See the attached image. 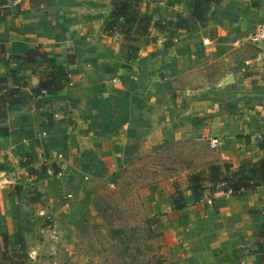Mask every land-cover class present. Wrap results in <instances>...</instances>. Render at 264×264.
I'll list each match as a JSON object with an SVG mask.
<instances>
[{
  "label": "crops",
  "instance_id": "obj_1",
  "mask_svg": "<svg viewBox=\"0 0 264 264\" xmlns=\"http://www.w3.org/2000/svg\"><path fill=\"white\" fill-rule=\"evenodd\" d=\"M109 10V0L0 4V75L11 70L26 82L20 86L25 94L16 95L0 124V253L2 237L8 251L14 248V234L22 236L26 254L42 252L50 235L68 241L96 179L114 181L126 161L167 143L215 141L228 164L233 154L237 163L264 157V147L258 148L264 135V65L255 64L241 80L235 75L264 56V40L247 41L264 19V0H222L194 31L150 27L131 63L119 40L101 32ZM140 10L159 24L188 14L184 0H155ZM246 45L255 48L254 59L230 60L225 76L210 85L195 83L193 76ZM34 47L68 73L66 88L30 94L48 67L40 66V59L23 65L10 57ZM140 194L146 215L162 221L163 214L173 215L170 233L181 244L174 264H257L252 251L261 230L263 188L240 196L205 191L203 199H211L215 211L207 207L199 213L185 190L184 210L171 211L167 181Z\"/></svg>",
  "mask_w": 264,
  "mask_h": 264
},
{
  "label": "rangeland",
  "instance_id": "obj_2",
  "mask_svg": "<svg viewBox=\"0 0 264 264\" xmlns=\"http://www.w3.org/2000/svg\"><path fill=\"white\" fill-rule=\"evenodd\" d=\"M255 55V48L246 45L228 60L217 62L203 72L198 73L196 77L193 76V80L195 83L207 82L210 85L212 80H217L231 72L228 61L252 60ZM255 64L261 65L262 63L254 62V65L248 67L247 71L237 72L235 75L241 80L245 74L256 68ZM40 66L47 67L48 65L42 61ZM21 80L19 78L16 83L19 86L17 91L20 95L21 93L24 95L26 91H22L20 86L22 87L26 82ZM7 82V87H10V81ZM44 109L43 106L42 112L45 111ZM221 109L225 112L227 107L223 105ZM210 141H177L180 143L170 146L169 150L163 149L161 153L156 155H152V153L133 157L130 159V165L127 166L126 172L122 173L121 171L118 178L112 182L96 179L88 208L79 226L73 230L71 238L68 241L65 238H60V241L54 239L51 240L52 242L48 239L49 242L45 244L44 250L42 252L38 250L36 255L34 251L27 250V256L32 253L31 256L33 257H28L29 262L31 264H160V262L163 264L161 256H167L168 259L175 262L176 251L181 248V244L174 241V235L170 233L174 230V218L171 213L169 215L167 213L163 214L166 218L164 221L160 218L163 233L159 240L145 241L142 233L135 229L134 233L138 232L135 241L133 240L130 243L127 241V238H130V228L141 226L139 220L146 214L140 191L144 187L163 181L168 182L171 194L173 181L177 183L181 191H186L185 176L188 171L196 168L202 174H205L206 164L209 163H225L230 169H235L243 160H250L247 157L240 159L237 163L238 157L233 154L232 156H235L230 158V164H228L219 155L218 150L220 148H209ZM258 142L264 143V135L258 139ZM128 161H126L124 167ZM107 185L112 188L119 186L115 196L109 195ZM14 188L16 187L14 186ZM95 194L99 196L101 209L98 212L93 209L94 203L92 202ZM195 207L199 213L201 210H198L197 205ZM115 230H117L116 233ZM17 259L18 255L13 258L14 261Z\"/></svg>",
  "mask_w": 264,
  "mask_h": 264
},
{
  "label": "trees",
  "instance_id": "obj_3",
  "mask_svg": "<svg viewBox=\"0 0 264 264\" xmlns=\"http://www.w3.org/2000/svg\"><path fill=\"white\" fill-rule=\"evenodd\" d=\"M5 0H0V4ZM188 9L187 16L176 14L173 20H169L164 24L152 21L151 14L141 12L142 5L154 3L155 0H110V10L108 16L102 21L101 32L106 37H114L119 40L120 46L125 48V62L131 63L137 58L139 44L150 27L161 28L169 25L173 32L178 30L194 31L195 28H201L206 25V15L212 6L219 4L222 0H184ZM11 60L17 61L23 65H34L37 59H40L48 66L46 73L38 74L37 85L30 90L33 97L42 94H54L69 84L68 73L59 65L54 64L51 58H48L39 47L30 49L26 54L10 57ZM7 63V61H5ZM264 65V63H263ZM245 74L244 76H247ZM10 81V87H7V81ZM19 78L16 77L14 71H8L5 75H0V124L5 121L7 107L14 105V99L18 95L16 85ZM0 132H4L0 129ZM180 142H172L166 144L160 151L154 152L152 155L161 153L174 144ZM264 143L258 142V148H263ZM130 165V160L123 168L122 173L126 172L127 166ZM205 174H202L198 169L188 171L185 176L186 191L192 197L193 203L197 205L198 210H205L207 207L215 211L211 199L206 202L203 199V194L207 191L210 194L223 193L231 196H240L244 191H254L257 188L264 189V158L258 159L255 162L251 160H243L235 169H230L225 163H209L206 164ZM171 194V210L182 211L185 208L183 191H181L176 182H172ZM107 192L110 196H115L119 186L114 188L107 185ZM97 195V196H96ZM99 196L94 195L93 209L98 212ZM141 226L130 228V238H127L128 243L133 241L140 231L145 241L159 240L162 236V225L158 215H144L139 220ZM138 229L137 233H134ZM117 230H115V233ZM12 250H7V239L2 237V252L0 253V264H31L25 251L23 238L19 234H14ZM135 241V240H134ZM137 241V240H136ZM257 264H264V212L261 218V230L256 236L255 248L252 251ZM18 255L16 261L13 258ZM156 260V259H155ZM163 264H174L172 259L167 256L162 257ZM161 264V262H160Z\"/></svg>",
  "mask_w": 264,
  "mask_h": 264
},
{
  "label": "built area",
  "instance_id": "obj_4",
  "mask_svg": "<svg viewBox=\"0 0 264 264\" xmlns=\"http://www.w3.org/2000/svg\"><path fill=\"white\" fill-rule=\"evenodd\" d=\"M262 40H264V19L262 20V21H260V23H258L255 27H254V29H253V31L247 36V41L250 43V44H257V43H259V42H261ZM42 135H45L44 133H42ZM215 147H216V143H215V141H210L209 142V148L210 149H215ZM57 175H59L60 176V173H57ZM31 178H29L28 177V183H32L31 181L32 180H30ZM215 194H217V193H214V194H212L213 196L215 195ZM207 202H209V201H207ZM49 240L51 241H53L54 239H56L54 236H52V235H50L49 237ZM51 241V242H52Z\"/></svg>",
  "mask_w": 264,
  "mask_h": 264
},
{
  "label": "water",
  "instance_id": "obj_5",
  "mask_svg": "<svg viewBox=\"0 0 264 264\" xmlns=\"http://www.w3.org/2000/svg\"><path fill=\"white\" fill-rule=\"evenodd\" d=\"M10 2H14V0H9ZM258 62L264 63V56L260 57ZM28 257L31 258V254H28Z\"/></svg>",
  "mask_w": 264,
  "mask_h": 264
}]
</instances>
